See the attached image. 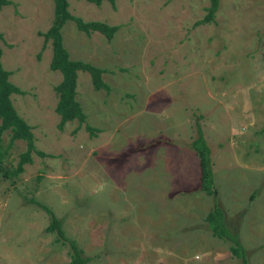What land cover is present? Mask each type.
<instances>
[{
  "label": "rangeland",
  "instance_id": "obj_1",
  "mask_svg": "<svg viewBox=\"0 0 264 264\" xmlns=\"http://www.w3.org/2000/svg\"><path fill=\"white\" fill-rule=\"evenodd\" d=\"M207 4L68 0L72 14L117 25L110 39L71 19L61 27L70 58L104 69L108 89H95L87 71L76 76L92 131L75 119L56 125L61 72L49 68L40 34L52 0L1 6L0 62L21 90L10 99L44 155L32 151L16 173L25 142L1 133L0 264H67L66 244L33 200L91 256L86 264H264V0H220L212 21L194 23ZM196 122L244 263L204 221L212 200L189 147Z\"/></svg>",
  "mask_w": 264,
  "mask_h": 264
},
{
  "label": "trees",
  "instance_id": "obj_2",
  "mask_svg": "<svg viewBox=\"0 0 264 264\" xmlns=\"http://www.w3.org/2000/svg\"><path fill=\"white\" fill-rule=\"evenodd\" d=\"M87 1L99 4L102 0ZM107 1L111 4L114 2V0ZM219 1L220 0H208L204 15L194 23L212 21L214 13L218 9ZM9 2L10 0H0V8L2 5ZM52 4V21L47 29L40 32V34L42 35L43 44L45 45L46 42H49L51 47V56L48 64L49 68L58 69L61 72V79L53 86L57 94V100L54 106V110L58 114L56 125L61 129L66 121L75 119L77 121L75 129H77L81 123H84V127L92 131L94 128L85 123V113L75 96L76 76L78 70L87 71L95 89H108L107 83L101 76L104 69L89 61L70 58L63 44L61 27L66 20L71 19L78 30L86 34L91 31H97L103 34L106 39H110L117 29V25L109 24L102 20H84L80 16L72 14L68 10V0H52ZM1 38L2 32L0 31V39ZM9 73L10 71L3 68L0 62V136L4 130L8 129L10 132L9 143L14 139H23L25 142V148L23 151L19 152L14 168V171L17 173L22 169L23 163L31 161L30 154L32 151L38 155H44V152L35 148L30 125L16 112L11 102L10 93L21 92V90L8 79ZM194 131V136L189 141V147L193 149L197 156L199 168L198 187L205 194L210 195L212 200L211 208L208 209L204 215V221L211 234L229 240L228 249L230 253L235 257H239L240 261L244 263L246 261V253L243 244L239 240L237 228L226 219L223 209L217 202L216 187L210 158V147L204 138L203 131L198 122L195 123ZM1 155L2 152L0 151V157ZM33 202L41 206L48 214L45 230L54 233L55 241L66 244L69 255L67 264H86L91 256L84 254L77 242L73 238L66 236L60 221L52 210L36 200H33Z\"/></svg>",
  "mask_w": 264,
  "mask_h": 264
}]
</instances>
